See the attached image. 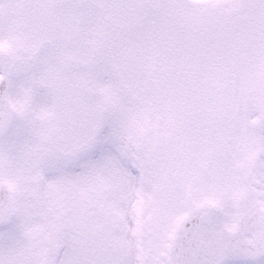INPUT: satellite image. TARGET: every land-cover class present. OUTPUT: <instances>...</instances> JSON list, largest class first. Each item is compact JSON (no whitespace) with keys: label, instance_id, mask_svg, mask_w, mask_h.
I'll list each match as a JSON object with an SVG mask.
<instances>
[{"label":"snow or ice","instance_id":"1","mask_svg":"<svg viewBox=\"0 0 264 264\" xmlns=\"http://www.w3.org/2000/svg\"><path fill=\"white\" fill-rule=\"evenodd\" d=\"M0 264H264V0H0Z\"/></svg>","mask_w":264,"mask_h":264}]
</instances>
